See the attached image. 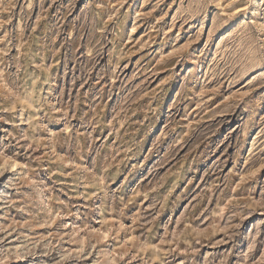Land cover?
I'll return each instance as SVG.
<instances>
[{"label": "rangeland", "instance_id": "obj_1", "mask_svg": "<svg viewBox=\"0 0 264 264\" xmlns=\"http://www.w3.org/2000/svg\"><path fill=\"white\" fill-rule=\"evenodd\" d=\"M0 264H264V0H0Z\"/></svg>", "mask_w": 264, "mask_h": 264}]
</instances>
